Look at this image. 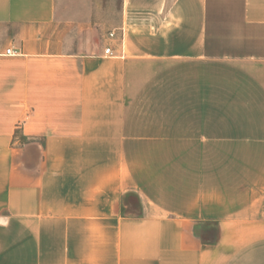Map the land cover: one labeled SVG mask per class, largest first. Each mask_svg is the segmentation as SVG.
Masks as SVG:
<instances>
[{
    "label": "crops",
    "instance_id": "0c3cea01",
    "mask_svg": "<svg viewBox=\"0 0 264 264\" xmlns=\"http://www.w3.org/2000/svg\"><path fill=\"white\" fill-rule=\"evenodd\" d=\"M64 1L0 0V264H264V0Z\"/></svg>",
    "mask_w": 264,
    "mask_h": 264
},
{
    "label": "rangeland",
    "instance_id": "374dc122",
    "mask_svg": "<svg viewBox=\"0 0 264 264\" xmlns=\"http://www.w3.org/2000/svg\"><path fill=\"white\" fill-rule=\"evenodd\" d=\"M122 0H65L59 12L67 20L88 25V42L95 44L115 26L121 16Z\"/></svg>",
    "mask_w": 264,
    "mask_h": 264
},
{
    "label": "built area",
    "instance_id": "2783aa9c",
    "mask_svg": "<svg viewBox=\"0 0 264 264\" xmlns=\"http://www.w3.org/2000/svg\"><path fill=\"white\" fill-rule=\"evenodd\" d=\"M110 36L112 37V36H114V34L111 33ZM105 52H106V54H108V55H110V56H115L114 51H113L112 48H110V47L106 48ZM6 54H7V55H16L17 52L10 48V49H8V50L6 51Z\"/></svg>",
    "mask_w": 264,
    "mask_h": 264
}]
</instances>
